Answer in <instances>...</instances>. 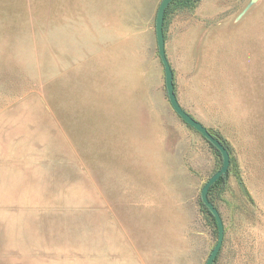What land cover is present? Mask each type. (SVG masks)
Instances as JSON below:
<instances>
[{
	"label": "rangeland",
	"instance_id": "374dc122",
	"mask_svg": "<svg viewBox=\"0 0 264 264\" xmlns=\"http://www.w3.org/2000/svg\"><path fill=\"white\" fill-rule=\"evenodd\" d=\"M159 2L0 0V264L205 263L221 156ZM163 35L230 156L213 264H264V0H173Z\"/></svg>",
	"mask_w": 264,
	"mask_h": 264
},
{
	"label": "water",
	"instance_id": "95a60500",
	"mask_svg": "<svg viewBox=\"0 0 264 264\" xmlns=\"http://www.w3.org/2000/svg\"><path fill=\"white\" fill-rule=\"evenodd\" d=\"M172 0H160L154 20V31H155V42L157 54L160 59L163 68L164 75V85L165 91L167 95V99L171 108L174 112L189 126L197 130L206 140H208L220 153L221 156V165L220 167L204 182L200 189V199L204 206L208 209L210 214L213 216L216 229H217V238L216 242L210 250L205 263L204 264H212L223 241V223L221 216L214 206V204L208 198V189L209 187L221 176L227 173L230 156L229 152L224 145V143L213 133L210 132L208 128H206L201 122L192 117L178 102L175 92H174V84H173V73L168 62V59L165 54L164 47V35H163V17L164 12L168 4Z\"/></svg>",
	"mask_w": 264,
	"mask_h": 264
},
{
	"label": "trees",
	"instance_id": "16d2710c",
	"mask_svg": "<svg viewBox=\"0 0 264 264\" xmlns=\"http://www.w3.org/2000/svg\"><path fill=\"white\" fill-rule=\"evenodd\" d=\"M173 1V0H172ZM166 10V9H165ZM165 13V12H164ZM211 146H213V145H211ZM217 152H218V154H220L219 153V151L216 149V148H214ZM224 178V175H221L210 187H209V189H208V193H209V191H210V189L212 188V186H214L215 184H217L220 180H222ZM203 206H204V204H202ZM205 207V206H204ZM205 209H206V211L207 212H209L208 211V209L205 207ZM210 213V212H209ZM211 215V214H210ZM218 254V253H217ZM217 256V255H216ZM216 258V257H215ZM215 260V259H214ZM214 262V261H213ZM213 264V263H212Z\"/></svg>",
	"mask_w": 264,
	"mask_h": 264
}]
</instances>
